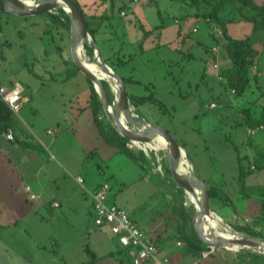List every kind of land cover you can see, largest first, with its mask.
Here are the masks:
<instances>
[{
    "label": "rangeland",
    "instance_id": "1",
    "mask_svg": "<svg viewBox=\"0 0 264 264\" xmlns=\"http://www.w3.org/2000/svg\"><path fill=\"white\" fill-rule=\"evenodd\" d=\"M92 2L93 0H90V4ZM112 2L115 9L113 13L111 11V15L116 27L111 31L117 36L108 41L112 45L109 51H116L115 48L123 41L126 42L129 49L125 46L126 53H122L121 56L126 55L127 58L129 54H136L129 62L132 69L130 75L140 80L131 86V89H135L140 95L153 92L154 97L160 100L165 108L164 111L159 104L149 101L139 106L137 113L133 106L136 118L146 119L168 130L180 144L184 145L187 158L193 167V174L202 179L207 187L211 186L209 178L212 176L216 182L220 181L216 186L221 191V197L214 199L212 203L216 209L215 213L222 215L224 223L253 226L264 235V211L260 204L264 195V168L259 167L254 161L258 157L260 164L264 162V147L260 148V144L257 146V142L256 146L247 144L251 135L250 128L257 129L261 125L257 127L249 125L241 110L244 106L252 105L255 113L260 114L264 108V88H258L252 81L243 94H235L227 87L225 77L220 80L218 75H222L230 60L226 58L225 47L222 45L218 66L213 65V53L211 50H205L202 45L212 47L218 42L209 33V26L204 17L196 15L200 6L194 4L192 0H140L136 3L133 0H108V10ZM125 3L128 6L123 7ZM121 8H125L126 16L120 15ZM87 11L91 13L94 10L88 7ZM231 13L230 8L224 11L227 17L232 16ZM195 23L201 27L198 33L192 32ZM235 23L240 22L227 23L228 30L234 37L245 38L250 34L249 26L253 22L250 24L248 21H242L243 25L238 24L236 27L237 32H234ZM141 24L146 30H150L148 35L144 34L146 30L140 28ZM215 25L222 29L221 23ZM239 26L242 28L239 29ZM253 26L254 24L251 26L252 31ZM180 28L186 37L185 41L178 45L177 36ZM98 39L107 53L102 39L99 36ZM261 39L263 38L260 37L259 41ZM70 41V30L54 25L49 17L20 16L0 11V82L20 81L26 89L23 95L28 97L30 103L26 104L24 110L30 112L34 109L32 115H28L33 118L25 116L24 110L18 116L29 126L35 142L46 148L47 158L54 156L51 165L55 164L54 171L58 174L52 170L46 176L51 192L55 190L56 193L61 188L62 193H68L73 188V191L89 204V197L83 196V186L80 187L74 179L79 171L85 180L94 175L101 178L100 173L107 171V161L84 153L82 161L86 169L79 170L72 157H80V149L73 148L72 153L76 155H70L68 150L72 148H61L65 141L68 143V139H63V134L64 138L69 135L73 137V128L65 121L64 113L76 112L77 107L84 105L90 95L88 92L90 83L81 72L71 74L62 71L68 66L64 59H72ZM143 42H146L144 49L140 46ZM85 57L94 61L86 49ZM69 66L73 64L70 62ZM95 73L100 80L108 81L99 77V72ZM213 102L216 103V107L210 108L209 105ZM114 105H118L117 98ZM58 120L61 127L58 126ZM104 120L110 124L106 116ZM49 126L60 131L59 135L48 136L45 130ZM260 130H256L252 135L260 138L264 135V132L258 133ZM52 137H60V141L53 144ZM254 141L255 139H252V142ZM154 146V143L142 145L130 142L133 149L147 150L142 149L147 153L150 168L144 169L142 175L134 176V180H128L124 188L116 192V203L123 206L130 215L133 212L143 228L146 223L153 221L155 226L162 229L174 227L176 231L175 223L179 222V216L175 214L174 208H179L178 206L183 203L194 211L196 208L188 204L184 198L186 194L182 192L184 199L179 195L170 174L162 165L166 159L169 163L167 148L162 149L161 145H157L159 151H155ZM235 146L238 147L240 155L245 156L242 164L248 169L251 166L246 178L248 186L246 192L251 196H244L240 189L239 161ZM116 159L118 160L117 157ZM117 162L120 167H124L125 160ZM99 163L103 165V169L99 168ZM111 164L114 165L113 161ZM126 173L128 174L127 171ZM84 186L89 188L88 182L84 183ZM51 192H47V197H52ZM64 209L55 208L51 212L46 210L44 219L51 223L55 222L58 230L71 224L79 228L82 224L83 229L78 231L80 233L83 231L84 237L75 242L68 231H64L66 238L61 243V249L52 248L51 244L47 245V250L52 252L54 259H41L39 245L35 246L33 243L27 247L20 244L9 245L0 238V264H35L29 263L33 257H37L34 260L37 261L36 264H90V254L85 249L86 245L99 257L97 264H123L120 260L126 259L125 252H119L120 243L113 239L114 234L108 228L103 227L102 232H105L108 238L105 248L109 252H114L112 256H105L104 246L102 247L99 242V237H96L101 230L93 224L89 206L86 217L81 215L80 210L74 208L70 211L65 210L67 215L65 217ZM38 214L43 218L40 211ZM58 214L61 217L54 220V216ZM90 229H93L92 233ZM146 232L149 233L148 230ZM101 240L105 242L106 239ZM182 241L178 246L174 243L171 250L172 255L183 256L181 264H264L263 257L260 256L263 254L250 249H239L241 247L238 245L231 247V251L216 249L217 251L212 252L208 258H204L200 252L191 250L184 238Z\"/></svg>",
    "mask_w": 264,
    "mask_h": 264
},
{
    "label": "crops",
    "instance_id": "2",
    "mask_svg": "<svg viewBox=\"0 0 264 264\" xmlns=\"http://www.w3.org/2000/svg\"><path fill=\"white\" fill-rule=\"evenodd\" d=\"M80 1L82 4L86 6L87 10L88 7H91L93 8V10H95L100 4L99 7L100 12L101 9L103 8L105 9L108 3V1L104 3L102 2V0H93L92 4H90V0H80ZM133 2H135V0H133ZM137 2H140V0H138ZM124 9L125 8L120 9V15H122V12H124L122 16L127 15ZM108 14L111 15V11H109ZM113 21L114 18L111 17V19H106V21L100 23L101 25H99L100 31L98 36L102 39L103 42L102 44L106 47L107 53L109 52V54L111 52L109 51L110 47L108 46L111 45L110 43H107V41H110L114 39L115 36H117L113 31H111L113 28L116 27V23H114ZM45 22H48V20H45ZM206 23L209 26V30H208L209 33L211 35L215 34L211 30H213V28L216 27V25L209 18L206 19ZM238 24L243 25L241 22L235 23L236 31H234L233 28L234 32H237L238 28L236 27ZM250 24H252V22H250ZM252 25L249 26V31L251 29L250 34L246 35L245 37L251 35L254 41V46L255 44H257V46L255 47L256 48L259 47L257 49L260 51L261 57L251 67V71H252V75H254L255 72L257 71L256 72L258 74L257 82L255 80L252 81L255 82L258 88L262 89L264 88V32L261 33L260 31H257L256 33H253L251 27ZM195 26L199 27L198 32H200L201 27L199 26V24L195 23L193 25V28ZM193 28H192V32H193ZM241 28L242 27L239 26V29ZM249 31H247V33H249ZM198 32H193V33H198ZM184 33L185 32L183 31L181 32V35H179L178 33L177 36L178 45L183 39ZM217 36H219V34ZM260 37H262L263 39L259 41ZM145 43H144V47H145ZM215 46H218V51H213V48ZM221 46L222 44L220 43L213 45L210 49L211 50L210 52H212L213 54L216 53L217 56H219ZM116 49L118 48H115V50ZM191 57H193V55H191ZM69 68L71 67L66 66V68L62 71L66 72L67 70H69ZM80 72L81 71H79V73ZM75 73L78 72H73V74ZM81 73L87 78V76L83 72ZM130 73L131 72H128L129 76H131ZM52 78L54 79L55 77L52 76ZM134 79L138 80L137 78ZM11 82H15V81H10L9 83ZM9 83H3V84H9ZM133 85H136V83L131 84L129 86V90L132 93H136L135 89L134 90L133 88L131 89V86ZM25 92L26 89H24L23 94ZM88 92L89 94H91L90 87ZM89 99H90V95H89ZM89 99L86 101L84 105H79L77 107L76 112L67 111L64 113L63 117L65 121H67L68 124H71L73 128V134H72L73 137L71 138L69 135L68 137L64 138L65 134H63V139L66 140L68 139V143L66 144L65 141V144L61 148H72L68 150V154L70 155H76L72 153L74 151L73 148L80 149L81 151L80 157L78 156H76L75 158L72 157V160L77 164L79 170L86 169L84 166V162L82 161V157L84 153H88L91 156H97L102 161H107L106 162L107 171H103L102 173H100V175L102 174L101 178L99 176L97 177L96 175H94L92 178L85 180V183L88 182L89 188L87 189L94 190L102 181L109 180L111 184H114V186H112L111 200L116 202V192L118 190H122L124 188L123 186L126 185L128 180L131 179L134 180L135 178L134 176L137 177L142 175V172L144 173V169L141 166H139L134 160H132L129 156H127L122 152H119L115 146L109 144L102 137L98 125L95 122L93 110L90 106ZM28 103H30V100H28V97L23 95L22 108L20 112L25 109L26 104ZM33 110H31L30 112H25L24 110V114H26L25 116L32 115ZM66 114H71L72 117H74V121L69 122V120L66 117ZM28 117L33 118L32 116H28ZM59 121L60 120H58V126L61 127L60 125L61 123ZM52 127L53 126H49L46 128L45 131L47 135L49 134L48 130L51 129ZM12 131H14L13 132L14 139H8L6 138V135H4L0 142V238L4 239L6 243L9 245L20 244L22 247H27L31 243H33V245L35 246L39 245L40 248H38V250L40 251L39 255L41 256V259L42 258L54 259L55 256L52 254V252L47 250V245L51 244L50 247L52 248L58 247L59 249H61L62 248L61 243L66 238L64 231H68L70 237L74 239V241L76 242L77 239H81L82 237H84L83 231L82 233L78 231V229L80 230L83 229L84 225L80 224V227L77 228L76 225L71 224L68 227H64L58 230V227L57 225H55V222L51 223L44 219L45 218L44 212L46 210L47 212H51L55 210V208H59V209L65 208L63 211V215L66 217L67 215L65 210L70 211L71 208H74L80 210L82 213L81 215L83 217H86L88 206H89V213L92 214V208H91L92 200L91 197L85 191V189L82 190L83 196L89 197V199L87 198L89 200V204L88 202H85L82 198H80L77 192L73 191V188L69 190L68 193H64V192L62 193L61 188L58 191H56V193L53 188L54 191L51 192V188H49L48 186L46 176L52 170L53 172L58 174L57 171H54L55 164L51 165V161H53L54 156L52 155L50 158H47L48 156L45 154L47 153L45 151L46 148H44V146L41 143L35 142L34 136L31 133L29 126L26 125L25 121H23L22 118H20L19 116L18 119H16V125ZM59 132L55 136L59 135ZM260 132H264V129H261L258 133ZM252 139H255V141L252 142ZM57 141L58 142L60 141V137L59 138L55 137L51 140L53 144H55V142ZM256 142L258 143L257 146H259L260 144L261 145L260 148H263L264 135H261L260 138L259 136L255 137L253 135H250L247 144L256 146L255 145ZM56 148H60V147H56ZM115 156L120 161L125 160L124 167L119 166L118 164L119 162H117L118 160L116 159ZM112 161L114 165L111 164ZM98 166L100 169L104 168L101 163H99ZM125 170L128 172L129 175L126 173ZM79 175H82L81 171H79L76 177ZM43 176H45L46 178L45 177L43 178ZM76 177L74 179V182L80 185L81 187L82 185L78 182ZM209 179L211 186L212 185L216 186L218 183H220V181L216 182L213 176L210 177ZM27 185L31 186L32 190L38 195L39 198L37 201L32 202L30 200L29 195L25 190V187ZM47 192H51L50 194L52 196L51 198L47 197ZM38 211L41 212L43 218H40ZM131 215L137 221V218L134 216L133 212H131ZM58 217H61L60 214L54 216V220L55 218L58 220ZM175 224H178V222H176ZM97 229L101 230V232L97 233L96 237H99L98 238V240H100L99 242L101 243L102 247L104 246L103 248L105 250V254H106L105 256L114 255L113 251L109 252L105 248V245H107V241H108L105 232H102L103 229L101 228H97ZM143 229L148 230L149 233L147 234L149 236V239L155 242L157 241V244L162 248L163 253L170 257L172 264H181L183 256L181 254H177V255L171 254L172 245L176 243V245L178 246V242H181L183 240L182 235H180L177 232V230L175 231L174 227L162 229L161 227L155 226L153 224V221H150L146 223ZM92 231L93 229H90V233H92ZM102 238L106 239L105 242L101 240ZM113 239L119 242L118 238L114 235H113ZM240 247L242 248L244 246L242 245ZM119 249H120L119 252H122L121 250H123V247L121 246V248ZM215 251L217 250L215 249L213 252ZM229 251H231V249ZM125 255H126V259H121L120 262L123 264H130L131 263L130 256L126 252ZM36 258L37 257L31 258L30 259L31 261L29 263L36 264L37 261H34Z\"/></svg>",
    "mask_w": 264,
    "mask_h": 264
},
{
    "label": "trees",
    "instance_id": "3",
    "mask_svg": "<svg viewBox=\"0 0 264 264\" xmlns=\"http://www.w3.org/2000/svg\"><path fill=\"white\" fill-rule=\"evenodd\" d=\"M77 1L84 8L87 18L88 30L92 35L93 41L96 42L103 50L102 45L100 44V41L98 39V34L100 31L99 25H101L100 23L106 21V19H111L112 16L109 15L108 13L109 11H112V13L114 12L115 9L114 3L112 2L109 10L108 7L106 6L105 9L104 8L101 9L100 13H99V9H100L99 8L100 4H99L98 7L93 12L90 13L87 11L86 6L82 4L80 0ZM106 1L108 0H102V2L104 3H106ZM192 1L197 6H200L196 14L197 16L204 17L205 21L207 18H209L214 24L217 23L222 24V30H223V34L221 35L222 37L221 36L217 37L216 34H212L216 42L222 44L225 47V51H226L225 56L227 59L230 60V64L225 69H223L222 76L223 78L225 77L226 80L225 83L227 84V87L231 88L232 90L233 89L236 90L235 94H243L251 85L252 80H255L257 82L258 79V74L256 73L257 71L255 72L254 75H252L251 67L261 57L260 51L254 46V41L251 35L245 38L233 37L228 30L227 23L242 22V21L253 22L254 24L253 33L257 31H264V0H192ZM126 6H128L127 3H125L123 7ZM228 8H230V11L232 12L231 13L232 16L229 15L230 17H227V15L224 14V11ZM0 11L5 12V0H0ZM44 17H49V19L53 22L54 25L63 26L67 30H70L71 28V16L69 15V13L64 11V9H58L56 13H48ZM140 28L143 29L144 31L146 30L143 24L140 25ZM149 31L150 30H146L144 34L148 35ZM181 32L182 29L180 28L179 35H181ZM185 35L186 34L184 33L181 42L185 41V37H186ZM107 43L109 42L107 41ZM199 43L205 44L204 42L201 41H199ZM125 46L126 49H129L126 42L123 41V43L118 47V49H116V51L113 50L111 51L110 54L109 52L108 53L104 52V55L106 56L108 63L123 77L128 90V95L131 104L136 108L137 113L139 106L149 101L159 104L160 107L165 111L164 105L160 100L154 97L153 92H151L148 95H140L137 93H132L129 90V86L131 84L139 83L140 81L128 75V72L132 71L131 67L129 66V62L136 57V54L134 53L129 54L127 58L126 55L121 56L122 53L124 54L126 53ZM140 46L142 47V49H144L143 48L144 42L140 44ZM108 47H110L111 49L112 45ZM203 47L207 51L211 49V47L207 45H203ZM213 59H214V63H217L219 61V58L216 53L213 54ZM64 61L65 63L68 64V66L70 65V62L73 64V66H71V68H69V70H67L66 72L73 74V72L80 71L79 68L74 64L72 59L71 60L64 59ZM87 79L90 82V88H91V94L89 99L90 106L93 110L94 119L98 125L102 137L109 144L115 146L119 152H122L127 156H129L143 169L145 170L149 169L150 168L149 159L145 151L142 149L138 150L130 147V141L126 137L121 135L119 131L116 130L113 126L105 122L104 119L106 115L103 110L102 101L99 97L98 92L95 89L94 83L90 80V78L87 77ZM13 83L14 82H11L9 84H13ZM102 83L108 92L111 104H114L116 100L115 93L113 92L111 86L106 80H103ZM252 107H253L252 105H248L241 108L242 112L245 115L244 116L245 121L251 126H255V127L259 125L264 126V108L260 114H256ZM16 119H18L17 114H15L12 111V109L9 107L7 102L0 95V142L3 136L6 135L10 129L15 128ZM183 147L185 146L183 145ZM235 150L237 152L238 161H239V172H240L239 185L241 192L244 196L246 195L251 196L246 192V189L248 188V186L246 185V178L251 171V166L249 167V169L246 168L242 164V159L245 156L242 157L240 155L237 146H235ZM254 161L255 163L258 164L259 167L264 168V162L260 164L258 161V157H256ZM162 165L165 168V171L167 173H170L169 163L167 159L164 160V163ZM208 189L210 191L212 202L214 199L221 197L220 196L221 191L219 188H217V186L212 185L208 187ZM260 204L264 211V195ZM178 207L179 208L176 207L174 208L175 214L179 216V222L176 226V230L180 235H182L185 241L189 243L191 250L201 253L202 249L206 248V246L203 243V241L199 238L193 226L192 215L185 207H183V204H180ZM213 210L215 211L216 209L213 208ZM232 226L238 231L244 232L252 236H264L262 233H260L259 230H257L253 226L242 225V224H235ZM86 250L90 254L89 263L97 264L99 257L95 254V252H93L89 248L88 245H86ZM121 251L126 252L124 248ZM252 254L255 253L252 252ZM255 255H260V254H255ZM260 256L263 257L262 259L264 260V255H260ZM237 264H241V263H237Z\"/></svg>",
    "mask_w": 264,
    "mask_h": 264
},
{
    "label": "water",
    "instance_id": "4",
    "mask_svg": "<svg viewBox=\"0 0 264 264\" xmlns=\"http://www.w3.org/2000/svg\"><path fill=\"white\" fill-rule=\"evenodd\" d=\"M24 1L26 0H5V11L18 14L20 16L47 15L48 13H56L58 9L65 10V4L67 6H70L74 10L75 16L73 17L72 15H70V43L71 55L74 64L94 83L95 89L102 101L104 113L107 117V120L109 121L111 126L119 131L121 135L126 137L132 144L133 142H138L142 145H148L149 143L157 141L158 138L156 137V135L158 134L159 136L163 137L164 140L168 143L169 148L167 150L169 158V174L171 180L177 187L179 195L182 198V192L186 194V196L188 193L197 195L196 188H200L202 191L201 198L203 202V208L201 209V212L197 206H195V211L186 203H183V206L191 213L193 218V226L203 243L208 247H213L214 249L228 250L236 245H245V247L243 248L250 249L256 253L264 255V237L252 236L238 231L228 223H226L227 226L233 229L234 232L240 233L242 237H218L212 233L213 229L211 227L206 228V233L204 232L203 227L215 213V211L213 210L211 195L208 187L205 185L204 181L200 179L196 174L182 173L180 171L183 146L168 130L155 125L146 119L136 118V114L133 111V105L131 104L129 99L125 81L123 77L108 63L100 46L93 41L92 35L88 30L86 13L81 4L77 0H34L37 2V4L34 6H30V4L28 5ZM79 39H83L85 49L87 53H89L88 55L91 58H94V61H98L99 69L101 70V72L112 76L119 83V108L122 110L125 117V125L117 121L115 118H113L112 114H110L109 111L112 107V104L102 81H99V85H97V78L94 76V74H92L90 70H88V68L82 65L75 46L76 42ZM66 117L69 122L74 121V117H72L71 114H66ZM142 149L146 150L145 148ZM186 196L184 198H187Z\"/></svg>",
    "mask_w": 264,
    "mask_h": 264
},
{
    "label": "built area",
    "instance_id": "5",
    "mask_svg": "<svg viewBox=\"0 0 264 264\" xmlns=\"http://www.w3.org/2000/svg\"><path fill=\"white\" fill-rule=\"evenodd\" d=\"M137 1L135 0V2ZM198 31L199 27L195 26L193 32ZM211 31L217 35L219 34V36L223 34V30L217 27H214ZM213 51H218V46H215ZM214 66L217 67L218 62L214 63ZM218 73L220 72L218 71ZM218 77L220 80L223 78L220 74ZM24 89V85L20 81H15L13 84L0 83L1 97L17 115L22 108ZM232 92L235 93L236 90L233 89ZM209 107H216V103H211ZM262 128H264L263 125L257 129L250 128L249 134L252 135L256 130ZM48 133L55 136L58 131L49 129ZM6 138L14 139V134L11 129L6 134ZM76 179L91 197L93 224L98 228H108L118 238L119 243L131 258L130 264H172L170 257L163 253L162 248L155 241L149 239L147 232L130 213L124 207L111 200L112 186L109 181H102L94 190H90L84 186L85 179L82 175L77 176ZM25 190L32 202L38 200L39 197L32 190L31 186L27 185ZM181 244V242H178V245ZM214 250L213 247L206 246V248L202 249L201 256L206 258Z\"/></svg>",
    "mask_w": 264,
    "mask_h": 264
},
{
    "label": "bare ground",
    "instance_id": "6",
    "mask_svg": "<svg viewBox=\"0 0 264 264\" xmlns=\"http://www.w3.org/2000/svg\"><path fill=\"white\" fill-rule=\"evenodd\" d=\"M58 1H60V0H58ZM24 2L28 5L30 4V6H34L37 4V2L34 0H26ZM61 2H63V1H61ZM65 10L69 13V15H72L73 17L75 16L74 10L70 6H67L66 4H65ZM75 46H76L77 54H78V56L82 62V65L84 67L88 68V70H90L92 72V74H94V76L97 78L96 84L99 85V81H102V80H100L98 78V76L96 75L95 72L100 73L99 77H102L103 79L106 78L108 80L107 82L109 83L112 90L116 94L117 103H118V105L112 104V107L110 108L109 112H110V114H112L113 118H115L117 121H119L125 125L126 124L125 117L123 115L122 110L119 108V102H120V97H119V87L120 86H119V83L112 76H110L108 74H104L101 72V70L99 69L98 61H91V60L86 59L83 39H79L76 42ZM156 137L158 138L157 141L153 142L155 144V146H154L155 151H159L158 150L159 145H161L162 149L163 148H167V149L169 148L168 143L164 140L163 137L159 136L158 134L156 135ZM181 161L182 162L180 164V171L182 173H193L192 172V170H193L192 164L188 160L187 153H186L184 148H182V160ZM196 192H197L196 193L197 195L188 193L186 196L187 197L186 199H187L189 205L197 206L201 212L202 211L201 209L203 208V202H202V198H201L202 191L200 188H196ZM208 227H211L213 229L212 233L218 237H222V238L242 237V235L240 233H236L233 231V229L229 228L227 226V224L224 223V221L221 219V217L218 214H214L213 217L207 221V223L203 227V230L205 233H206V228H208ZM249 248H251V247H249Z\"/></svg>",
    "mask_w": 264,
    "mask_h": 264
}]
</instances>
